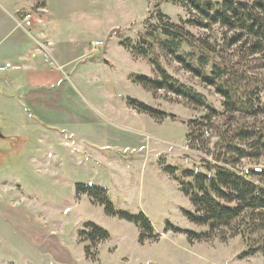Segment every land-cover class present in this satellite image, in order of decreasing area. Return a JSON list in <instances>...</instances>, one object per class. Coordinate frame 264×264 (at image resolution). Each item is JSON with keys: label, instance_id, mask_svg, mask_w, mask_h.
<instances>
[{"label": "rangeland", "instance_id": "1", "mask_svg": "<svg viewBox=\"0 0 264 264\" xmlns=\"http://www.w3.org/2000/svg\"><path fill=\"white\" fill-rule=\"evenodd\" d=\"M78 1L81 6L74 10L84 11L94 27L89 39L101 40L103 46L91 56L102 57L98 82L75 84L100 105L106 119H99L82 96L71 91L63 96L60 110H42V123L32 118L35 112L20 103L18 95L4 90L0 264H264V253L240 257L264 244V229H245L249 213L209 235L207 226L184 217L183 210L194 212V207L176 180L192 181L182 177L184 171L213 176L216 166L230 168L219 154L223 156L226 141L234 142V132L264 131L263 112H226L215 87L222 79L207 85L188 68L212 78L213 66L232 67L238 78L233 81L236 99L247 100L256 110L258 103L264 104V51L250 53L251 42L245 38L231 44L233 32L200 20L183 3ZM203 1L215 5L222 0ZM37 11L44 13L43 8ZM171 25L176 40L164 35ZM127 40L147 55L121 46ZM162 73L170 78L163 89L147 90L133 82L135 76L162 81ZM130 101L138 107H130ZM142 105L165 115L151 117L139 110ZM256 166L264 167V154L241 159L233 170L241 175V170ZM78 183L104 188L118 210L143 213L153 238L140 243L136 225L108 217L89 197L77 196ZM86 223L105 230L109 238L91 245L80 234ZM187 233L197 238L190 240Z\"/></svg>", "mask_w": 264, "mask_h": 264}, {"label": "trees", "instance_id": "2", "mask_svg": "<svg viewBox=\"0 0 264 264\" xmlns=\"http://www.w3.org/2000/svg\"><path fill=\"white\" fill-rule=\"evenodd\" d=\"M168 1L183 3L184 6L186 5L185 7L194 11L200 20L211 25H219L228 32H233L230 38L231 44L238 43L245 38V43L248 40L251 42L250 53L256 54L264 51V0H222L215 5L203 0ZM172 27L171 25L170 28H166L164 35L176 40L179 36L172 31ZM120 44L135 55H147L146 50H142L141 46L133 45L129 40L122 41ZM151 63L157 71L162 72L160 65L155 61H151ZM188 70L194 73L196 77H201L207 85L215 86V81L222 79V83L215 87L218 94L224 98L226 112H245L248 115H256L258 112L264 113V104L258 103L257 109L254 110L253 107L248 106L247 100L240 102L238 98L236 99V89L233 87L236 84L233 81L238 78L233 74L232 67L213 66L212 78H207L198 70H191L190 67ZM162 77V81H158L144 76H135L133 82L143 89L159 90L166 87V83L170 79L163 73ZM168 89L172 91L173 86H169ZM176 93L179 92L176 91ZM190 97L193 98L194 96ZM197 103L199 104L198 101ZM129 106L136 108L138 104L130 101ZM139 110L155 118H161L165 115L143 105L139 106ZM255 137H257L256 141L248 142L255 139ZM232 140L234 142L226 141L224 143L223 156H221L222 152L219 154L222 158L221 161L230 168L216 166L213 176L184 171L182 177L192 180L189 183H184L179 177L176 178L182 187V193L184 196L189 197L194 207V212L183 210L184 217L197 226H207L209 235L220 227H229L234 224L245 213L251 215L250 223L245 228L247 231L264 229V170L261 173L250 171V178L244 177L233 170L241 159L259 157L264 154V131L242 129L234 132ZM246 143H249V145ZM245 148L253 150L255 154L252 155L253 152H246ZM166 171L173 174L172 168H167ZM75 194L89 197L94 204L103 207L106 216L118 217L123 221L136 225L140 230V243L145 239L153 238L154 231L145 215L143 213L135 215L116 209L104 188L78 183L75 185ZM84 229L80 234L86 236L87 241L93 246L99 241L109 238V234L105 230L93 223H86ZM169 229L174 228L169 227ZM169 229L166 228V230ZM187 235L190 240L196 237L192 233H187ZM205 237H208V235ZM258 253H264V244L248 248L240 257L247 258Z\"/></svg>", "mask_w": 264, "mask_h": 264}, {"label": "crops", "instance_id": "3", "mask_svg": "<svg viewBox=\"0 0 264 264\" xmlns=\"http://www.w3.org/2000/svg\"><path fill=\"white\" fill-rule=\"evenodd\" d=\"M80 3L78 0H0V68H3L0 97L7 92L18 95L20 103L35 112L32 117L35 120L42 122L39 118L42 110L54 107L60 110L63 96L71 91L79 93L99 119H106L100 105L92 103L75 84L76 81L97 83V69L102 60L85 55V47L95 41L89 39L94 27L84 11L74 10ZM38 8L44 9V13L38 14V22L31 28L23 26L22 17L30 11L38 13ZM73 119L77 122L75 115Z\"/></svg>", "mask_w": 264, "mask_h": 264}, {"label": "built area", "instance_id": "4", "mask_svg": "<svg viewBox=\"0 0 264 264\" xmlns=\"http://www.w3.org/2000/svg\"><path fill=\"white\" fill-rule=\"evenodd\" d=\"M38 13L37 12H29L25 14L22 19H21V24L25 26L26 28H31L34 25V22H38ZM103 46L102 41H95L91 42L89 45L85 47V55H94L96 54L99 50H101ZM0 70H3V68H0ZM205 138H208V134H205ZM262 170H264V167H250V168H245L241 170L242 176L250 178V171H253L254 173H261Z\"/></svg>", "mask_w": 264, "mask_h": 264}]
</instances>
